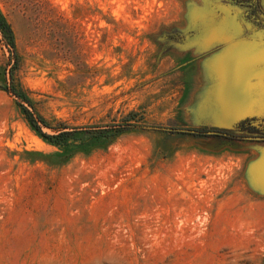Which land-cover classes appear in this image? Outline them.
Wrapping results in <instances>:
<instances>
[{"label": "rangeland", "instance_id": "obj_1", "mask_svg": "<svg viewBox=\"0 0 264 264\" xmlns=\"http://www.w3.org/2000/svg\"><path fill=\"white\" fill-rule=\"evenodd\" d=\"M253 2L0 0L15 42L0 31V264H264V117L254 138L211 136L239 132L213 116L264 63L208 23L231 14L260 55ZM24 107L49 134L126 131L57 146Z\"/></svg>", "mask_w": 264, "mask_h": 264}, {"label": "water", "instance_id": "obj_2", "mask_svg": "<svg viewBox=\"0 0 264 264\" xmlns=\"http://www.w3.org/2000/svg\"><path fill=\"white\" fill-rule=\"evenodd\" d=\"M263 6L261 8L264 10ZM261 16L264 18V12L261 13ZM243 20L247 27H255L264 34V19L261 24L255 20H248L244 16ZM210 22L208 24L215 27L217 38L226 43L223 48L230 47L231 49H245L247 51L244 53L242 65L247 66V63L253 64L255 62L264 63V53L261 52L260 55L253 56L251 52H248V50L255 47L253 45L254 38L246 35L245 29L239 26L231 14L227 13L210 18ZM239 42H244V44L242 45ZM258 43L263 45L261 47H264L262 37L259 38ZM256 47L259 48V44ZM231 54L225 56V61L228 60L226 62L228 66L237 67L240 62L232 60V56L237 54ZM252 70H249V67L240 70L241 73L245 74L243 80L232 81L227 84L226 90L220 99V111L213 116V124H218L222 128L233 131L238 130L239 123L245 119H261L264 117V79H258V69L254 70L256 73ZM249 71L250 74L247 76ZM252 148L258 153L257 158L253 161V171L255 176L260 178L261 186L264 188V149Z\"/></svg>", "mask_w": 264, "mask_h": 264}, {"label": "trees", "instance_id": "obj_3", "mask_svg": "<svg viewBox=\"0 0 264 264\" xmlns=\"http://www.w3.org/2000/svg\"><path fill=\"white\" fill-rule=\"evenodd\" d=\"M0 31L4 35V37L7 40V43L11 46H15L14 42V32L10 25V23L6 20V18L0 14ZM8 89V88H7ZM15 94L21 96L23 100L29 102L31 104V101L24 95L20 94L19 92H14ZM32 105V104H31ZM24 112L26 114V117L31 125V127L36 131V133L43 138L45 141L57 145V146H65L70 141H78L82 140V138H90V137H98L102 136L106 140H113L117 136H119L121 133L126 131V128H115L112 129H106L102 131H96V130H87L84 132H79L78 130H62L61 132H58L56 134H49L47 132H44L42 129V124L44 126L50 127L49 122L44 119L42 116H36L30 109L24 107ZM86 134H88L86 136Z\"/></svg>", "mask_w": 264, "mask_h": 264}, {"label": "flooded vegetation", "instance_id": "obj_4", "mask_svg": "<svg viewBox=\"0 0 264 264\" xmlns=\"http://www.w3.org/2000/svg\"><path fill=\"white\" fill-rule=\"evenodd\" d=\"M233 5L235 6H241V7H248V8H253L255 6V3L253 0H229ZM252 1V2H250ZM264 10L260 7H256L254 10H252L253 13H258L259 16L260 14L263 13ZM260 119L258 118H248L243 121H241L238 127V131L240 132H229V131H215V133L211 134V136L215 137H220L221 139H227V140H236L237 136L244 140L243 138H254V134H258L261 132V130L258 128V126H255L256 121H259ZM201 135L208 136L207 131H200ZM243 133V134H242ZM247 133L250 135L247 137Z\"/></svg>", "mask_w": 264, "mask_h": 264}]
</instances>
